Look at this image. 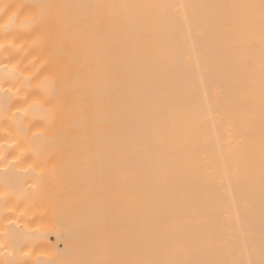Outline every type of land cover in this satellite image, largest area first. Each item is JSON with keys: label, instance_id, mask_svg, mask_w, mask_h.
<instances>
[{"label": "bare ground", "instance_id": "obj_1", "mask_svg": "<svg viewBox=\"0 0 264 264\" xmlns=\"http://www.w3.org/2000/svg\"><path fill=\"white\" fill-rule=\"evenodd\" d=\"M0 264H264V0H0Z\"/></svg>", "mask_w": 264, "mask_h": 264}]
</instances>
